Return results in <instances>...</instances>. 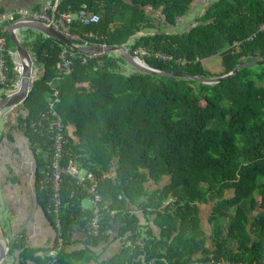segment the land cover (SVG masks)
Listing matches in <instances>:
<instances>
[{
	"label": "trees",
	"instance_id": "obj_1",
	"mask_svg": "<svg viewBox=\"0 0 264 264\" xmlns=\"http://www.w3.org/2000/svg\"><path fill=\"white\" fill-rule=\"evenodd\" d=\"M194 1L60 0L55 15L76 13L86 4L100 20L89 25L74 21L69 26L73 35L93 33L98 44L127 45L163 72L210 78L202 67L208 57L219 55V76L239 64L264 60V0H209L191 25L178 29ZM7 26L0 27L6 89L15 77L7 53L15 48ZM21 34L25 48L38 59L41 76L3 121L21 132L29 148H50L55 117L43 115L49 112V83L54 82L61 99L56 111L68 138L64 163L72 157L93 172L102 195L100 227L94 234L93 205L82 204L91 199L89 181L78 184L71 174H63L59 218L66 243L58 264H264V65L202 84L143 73L116 53L87 57L31 29ZM65 48L74 58L70 74L59 77L57 63ZM156 53L173 60L156 58ZM1 134L0 143L4 137L19 143L20 137ZM42 152L37 153L34 193L56 230L54 250V190L51 180L43 182L48 161ZM207 204L210 214L205 216ZM76 228L87 234L89 247L119 240L122 251L107 261L89 249L68 253ZM19 247L22 259L32 257V251L21 243Z\"/></svg>",
	"mask_w": 264,
	"mask_h": 264
},
{
	"label": "crops",
	"instance_id": "obj_2",
	"mask_svg": "<svg viewBox=\"0 0 264 264\" xmlns=\"http://www.w3.org/2000/svg\"><path fill=\"white\" fill-rule=\"evenodd\" d=\"M47 1L0 0V12L18 7L26 10H41ZM7 126L4 121L0 129V138L1 133L10 136L13 134L15 138L20 137L19 140L23 143L11 144V140H7L6 137L0 143V224L9 242L8 255L1 264H47L46 258L56 243V230L34 193L35 174H38V156H40L37 153L40 154L42 151L29 148L21 132L8 129ZM73 131L74 128L71 127V134ZM47 155L46 151L42 152L45 160L48 159ZM91 205L83 206L91 208ZM142 223L147 224L143 219ZM20 243L25 249L33 252L30 259L21 258ZM122 246L117 240L102 243L98 247H89L87 234L82 229L76 228L67 251L73 254L89 249L102 261H107L119 254ZM88 264L96 263L91 261Z\"/></svg>",
	"mask_w": 264,
	"mask_h": 264
},
{
	"label": "built area",
	"instance_id": "obj_3",
	"mask_svg": "<svg viewBox=\"0 0 264 264\" xmlns=\"http://www.w3.org/2000/svg\"><path fill=\"white\" fill-rule=\"evenodd\" d=\"M60 0H56V3H53V0H48L46 5L41 10H26L25 8H13L10 10H6L0 15V27H4L5 25H9L10 23L16 21H26V20H38L43 21L52 25L57 31L64 34L69 40L75 41L74 43L80 47H106L105 44H98V37L93 33H84L82 35H73L69 31V26L76 20L80 21L84 25H89L92 23H97L100 20V17L97 13L93 12L86 4H83L81 8L73 13L71 11H66L61 13V17L58 19L55 15V10L58 8ZM53 9V15H51L50 10ZM67 24V27L62 29V25ZM1 30V28H0ZM2 32V31H0ZM4 44L5 39L0 35V98L2 95L9 96L16 93L19 89L20 78L22 75V66L17 58L15 51L7 50L8 55L11 57L13 62V72L15 73L14 79L11 81V87L6 89V63H5V54H4ZM106 51L93 52L92 54L87 55V57H99L107 54ZM138 53V52H137ZM139 53L143 55H147L146 51H139ZM137 56V55H136ZM156 58H159L164 61H172L173 58L164 54L156 53L154 55ZM87 57H84V62H86ZM139 57V56H138ZM74 58V54L70 52L68 49H63L59 56V61L57 63V69L60 74L59 77L67 76L71 72L72 59ZM179 63H185L184 61L179 60ZM40 69L39 72L37 70L33 71V80L37 81L40 78ZM52 89V100L49 104V112L43 117L49 118L50 116L55 117L53 122L51 123L49 130L51 135L52 144L50 148L46 149L48 153L47 163L45 164V169L47 171V176L43 180V182H47L48 180L53 183V206L51 208V212L55 215L56 225L58 229V239H57V247L52 250L49 254L51 258L47 264H58L60 254L63 252L65 247V238L62 232V225L59 218L62 199H61V181L63 174H71L73 177L77 179L78 184H84L86 180L89 181L87 186V192L91 195V203L93 205V210L95 213V219L92 221L91 228L92 233L98 234L99 231V214L103 209L99 202L102 200V195L98 189V178L94 175L90 170L82 169L78 166L76 161L69 157L66 163H64L65 157V145L68 141L65 132V125L63 123V118L56 111V104L61 101L60 99V91L54 85V82L49 83ZM52 160V163L49 160ZM53 168V172L50 173L46 168ZM83 172V173H81ZM122 195H119L121 198ZM104 209H107V205L104 206ZM112 233V232H110ZM113 235V234H112ZM130 245V243H128Z\"/></svg>",
	"mask_w": 264,
	"mask_h": 264
},
{
	"label": "water",
	"instance_id": "obj_4",
	"mask_svg": "<svg viewBox=\"0 0 264 264\" xmlns=\"http://www.w3.org/2000/svg\"><path fill=\"white\" fill-rule=\"evenodd\" d=\"M30 29L61 41L69 48H71L73 51L83 52L86 55L99 51L116 53L119 54L126 61V63L130 65L132 68H135L136 70H139L143 73L158 75L163 77L188 78L191 80L198 81L202 84L219 83L222 80L233 77L238 73L239 69L243 67H254V66L264 65V60L239 64L235 67V69L232 72L213 78H202L199 76L163 72L150 67L142 58L136 56L135 54H132L128 50L127 45L112 46V47H108V46L80 47L75 45L64 34L57 31L52 25L48 23L38 20L16 21L10 23L6 27V31L10 42L14 45L15 53L22 66V75L20 78V85L18 91L12 95L5 96L0 99V122L11 111V109L16 108L22 104V102L26 99L28 93H30L32 87L34 86V82H35V80H33L34 63H38V59L35 58L27 48H25L18 34L20 30H30ZM39 65L40 67L44 66V64L41 62L39 63ZM6 238L7 237L5 231L0 224V264L8 255L9 242L7 241Z\"/></svg>",
	"mask_w": 264,
	"mask_h": 264
},
{
	"label": "rangeland",
	"instance_id": "obj_5",
	"mask_svg": "<svg viewBox=\"0 0 264 264\" xmlns=\"http://www.w3.org/2000/svg\"><path fill=\"white\" fill-rule=\"evenodd\" d=\"M208 2H209V0H195L194 1L195 7L193 8V11L191 10L189 15L183 21V22H185V24L182 21L179 23V26L180 25L182 26L183 24L184 25L178 29H180V30L185 29L187 26L191 25L195 21V19L201 15L203 8L208 4ZM19 33H20L19 38L22 39L21 30ZM202 67H203V69H204V71L208 77L213 78V77L219 76V74L222 72L221 60H220L219 55H215V56L203 59L202 60ZM34 68H35V70H37V72H39V67H38L37 63H34ZM261 86H264V83H261ZM3 120L4 119H2V121L0 122V129L3 127V122H4ZM19 143L22 144L23 143L22 140H19ZM81 173H83V172H81ZM231 193H232L231 191L227 192V194H231ZM83 205H87V206L91 205L90 200L84 199ZM209 205L208 204L204 205V209L202 211V214L205 216H208L210 214ZM112 234L114 236L116 235L115 233H112Z\"/></svg>",
	"mask_w": 264,
	"mask_h": 264
}]
</instances>
